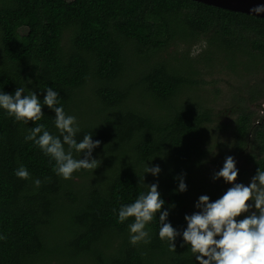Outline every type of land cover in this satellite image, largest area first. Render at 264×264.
I'll return each mask as SVG.
<instances>
[{
  "label": "trees",
  "instance_id": "trees-1",
  "mask_svg": "<svg viewBox=\"0 0 264 264\" xmlns=\"http://www.w3.org/2000/svg\"><path fill=\"white\" fill-rule=\"evenodd\" d=\"M222 76L232 88L227 145L214 120ZM18 87L42 105L47 88L58 92L77 142L100 141V164L63 179L25 139L38 124L60 136L54 110L23 123L0 108V264H199L182 234L200 196L215 202L230 188L214 179L216 160L241 157L245 186L264 170V19L190 0H0V93ZM157 165L158 175L144 172ZM21 166L30 179L15 175ZM154 183L179 233L175 251L159 238L160 212L147 244L130 243L134 218L118 219Z\"/></svg>",
  "mask_w": 264,
  "mask_h": 264
},
{
  "label": "clouds",
  "instance_id": "clouds-1",
  "mask_svg": "<svg viewBox=\"0 0 264 264\" xmlns=\"http://www.w3.org/2000/svg\"><path fill=\"white\" fill-rule=\"evenodd\" d=\"M251 11L264 12V5ZM24 93L25 89L22 87H18L14 95L0 93V108L6 110L7 114L16 121L23 123L40 121L44 116L43 105L54 110V124L60 136L50 134L44 124H38L25 137L26 140L34 141L45 155L55 161L53 171L65 180L71 179L73 173L81 169L94 171L100 161L92 158V152L100 145V141H93L92 135L86 134L80 142H77L76 135L80 131L77 119L67 114L63 106H57L60 103L58 92L47 88L43 105L34 92L26 95ZM65 145L68 146L67 150ZM73 150L78 154L83 153L84 158H74ZM160 171L158 165L146 166L144 170L145 173H151L153 176L158 175ZM15 175L25 180L31 178L24 166L19 167ZM237 177L236 162L233 157L228 156L222 169L215 173L214 179L223 178L233 186L215 202H209L207 195L200 196L196 208L201 211L185 216L187 228L182 234L183 241L190 246L199 264H264V170L258 169L248 186L234 183ZM141 179L143 180L144 176L140 177ZM34 184L39 188L41 180L36 179ZM147 188L148 191L141 192L134 202L120 207L119 222L123 223L129 218H134V222L129 224L130 243L147 244L150 242V236L146 226L160 212L159 238L168 242L170 251H175L174 242L179 233L170 223H165L169 213L161 212L165 201L160 198L158 185L154 183ZM186 188L181 177L178 191L184 192ZM250 201H254L255 209L259 214L252 212L244 219L237 220L236 218L242 213L251 210Z\"/></svg>",
  "mask_w": 264,
  "mask_h": 264
},
{
  "label": "rangeland",
  "instance_id": "rangeland-1",
  "mask_svg": "<svg viewBox=\"0 0 264 264\" xmlns=\"http://www.w3.org/2000/svg\"><path fill=\"white\" fill-rule=\"evenodd\" d=\"M204 46L205 45L202 44V43L193 45L189 49L190 54L191 55L198 54L201 50H203ZM184 48H186V46H183L182 48L178 49V52H181ZM228 81H229V79L227 78V76H222L219 80L216 81V83H219V85H221V87L223 89H222V94L219 97V99H221L220 100L221 103H219L217 105V110L219 112V117L215 118L214 120H215V122L218 125L223 127V130L218 134V135H220V140H219L218 143H221V144H224V145L232 144V142L234 140L233 135H232L233 125H232V121H231V117H232L231 108L229 106L230 104H232V101L230 100L231 99L230 96L232 94V88L229 87V85L226 83ZM243 91H244L243 88H241V93H243ZM222 100H224V101H222ZM260 109H261V112H264V101L261 102ZM218 153H219L218 151H215L216 158L220 159L221 156ZM228 156H231V157L234 158V160L236 162V168L238 169V177H239L240 171L242 169V159H241V157L236 158L234 155H227L222 160H216L217 165H216L215 168H218L219 170H221L223 165H224V162H225V160H226V158ZM74 180L77 181V182L80 181L79 178L74 179ZM234 183H238V179ZM225 184L228 187H232L233 186L232 184H229L227 182ZM196 187H198V185L195 183V185L193 186V189H195ZM192 193H193V191H192ZM249 203L252 204L251 210L248 213H242L239 217L236 218L237 220L243 219L245 215H251L252 212H257V210L255 209L254 201H250ZM50 264H60V263L51 262Z\"/></svg>",
  "mask_w": 264,
  "mask_h": 264
},
{
  "label": "water",
  "instance_id": "water-1",
  "mask_svg": "<svg viewBox=\"0 0 264 264\" xmlns=\"http://www.w3.org/2000/svg\"><path fill=\"white\" fill-rule=\"evenodd\" d=\"M206 6L253 16L264 19V12L254 13L251 10L258 6L264 5V0H190Z\"/></svg>",
  "mask_w": 264,
  "mask_h": 264
}]
</instances>
